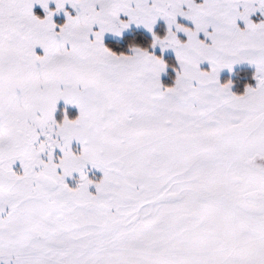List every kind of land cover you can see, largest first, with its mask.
<instances>
[{"label":"snow or ice","instance_id":"obj_1","mask_svg":"<svg viewBox=\"0 0 264 264\" xmlns=\"http://www.w3.org/2000/svg\"><path fill=\"white\" fill-rule=\"evenodd\" d=\"M0 264H264V0H0Z\"/></svg>","mask_w":264,"mask_h":264},{"label":"trees","instance_id":"obj_2","mask_svg":"<svg viewBox=\"0 0 264 264\" xmlns=\"http://www.w3.org/2000/svg\"><path fill=\"white\" fill-rule=\"evenodd\" d=\"M35 13L38 15H43V12H40L38 10H35ZM105 42L110 46L113 47L114 50L117 51H122L126 48L127 46V41H120L118 39H107ZM169 60L171 61L173 59L172 55L168 56ZM254 73V70L246 68L242 71L241 74L236 75L235 82H236V91L237 92H242L244 89V86L246 84H254L255 81L252 78V75ZM172 77L167 76V78L164 79L165 83H171Z\"/></svg>","mask_w":264,"mask_h":264},{"label":"rangeland","instance_id":"obj_3","mask_svg":"<svg viewBox=\"0 0 264 264\" xmlns=\"http://www.w3.org/2000/svg\"><path fill=\"white\" fill-rule=\"evenodd\" d=\"M35 10L43 12V9L39 5H36L34 7V12H35ZM54 18L58 23H62L64 20L63 13L58 14ZM107 39H118V38L112 36L111 34H106L105 40H107ZM37 51H40V49H37ZM169 55H171V54H169ZM246 68H249V69H252L255 71L254 66L248 65L247 63L238 64V65L234 66V71L231 73H229L227 70L223 71L221 74V80L224 81V80L231 79L233 81V90L236 91V86H235L236 85V82H235L236 75L241 74L242 71ZM165 78H167V76L164 77V79Z\"/></svg>","mask_w":264,"mask_h":264}]
</instances>
